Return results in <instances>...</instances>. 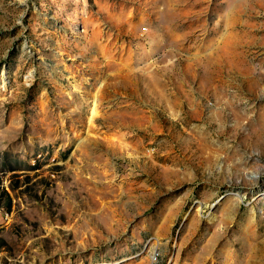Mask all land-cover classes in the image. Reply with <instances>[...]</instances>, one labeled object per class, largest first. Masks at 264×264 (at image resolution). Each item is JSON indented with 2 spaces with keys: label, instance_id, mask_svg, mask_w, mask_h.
Returning <instances> with one entry per match:
<instances>
[{
  "label": "rangeland",
  "instance_id": "rangeland-1",
  "mask_svg": "<svg viewBox=\"0 0 264 264\" xmlns=\"http://www.w3.org/2000/svg\"><path fill=\"white\" fill-rule=\"evenodd\" d=\"M0 264H264V0H0Z\"/></svg>",
  "mask_w": 264,
  "mask_h": 264
},
{
  "label": "bare ground",
  "instance_id": "bare-ground-1",
  "mask_svg": "<svg viewBox=\"0 0 264 264\" xmlns=\"http://www.w3.org/2000/svg\"><path fill=\"white\" fill-rule=\"evenodd\" d=\"M219 203H220V200H218L216 203H214L213 206H216Z\"/></svg>",
  "mask_w": 264,
  "mask_h": 264
}]
</instances>
